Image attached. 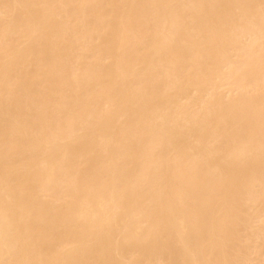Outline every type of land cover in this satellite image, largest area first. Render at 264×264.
<instances>
[{"label": "bare ground", "instance_id": "1", "mask_svg": "<svg viewBox=\"0 0 264 264\" xmlns=\"http://www.w3.org/2000/svg\"><path fill=\"white\" fill-rule=\"evenodd\" d=\"M0 264H264V0H0Z\"/></svg>", "mask_w": 264, "mask_h": 264}]
</instances>
